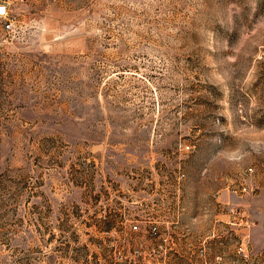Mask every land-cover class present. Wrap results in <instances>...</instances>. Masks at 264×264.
Instances as JSON below:
<instances>
[{
    "label": "rangeland",
    "instance_id": "obj_1",
    "mask_svg": "<svg viewBox=\"0 0 264 264\" xmlns=\"http://www.w3.org/2000/svg\"><path fill=\"white\" fill-rule=\"evenodd\" d=\"M2 2L0 255L264 264V0Z\"/></svg>",
    "mask_w": 264,
    "mask_h": 264
},
{
    "label": "built area",
    "instance_id": "obj_2",
    "mask_svg": "<svg viewBox=\"0 0 264 264\" xmlns=\"http://www.w3.org/2000/svg\"><path fill=\"white\" fill-rule=\"evenodd\" d=\"M0 17L3 20L4 29L9 32L16 31L15 17L11 15L9 5L6 2L0 3ZM187 149H192L193 146L187 144ZM249 170H253L252 167ZM185 174L181 173L180 177H184ZM253 190V187H249L243 184L240 190L242 192ZM133 228L136 230L139 228L137 223L133 224ZM150 231L152 233H159V227L155 223L151 225ZM53 232L48 231L47 235L43 237L39 234L37 236V242L18 243L4 245V251L0 255V264H72L74 262V250L68 251L67 258L59 259L61 256L58 254L57 243L54 241L52 236ZM108 247L110 252L108 255L111 257L106 258V255L99 256L98 260L100 264H117L119 259L117 253L119 247L114 243H109Z\"/></svg>",
    "mask_w": 264,
    "mask_h": 264
}]
</instances>
